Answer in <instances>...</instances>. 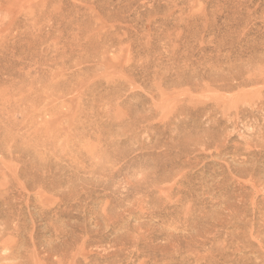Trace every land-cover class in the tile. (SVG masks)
Listing matches in <instances>:
<instances>
[{
    "label": "rangeland",
    "instance_id": "obj_1",
    "mask_svg": "<svg viewBox=\"0 0 264 264\" xmlns=\"http://www.w3.org/2000/svg\"><path fill=\"white\" fill-rule=\"evenodd\" d=\"M262 67L264 0H0V264H264Z\"/></svg>",
    "mask_w": 264,
    "mask_h": 264
},
{
    "label": "bare ground",
    "instance_id": "obj_2",
    "mask_svg": "<svg viewBox=\"0 0 264 264\" xmlns=\"http://www.w3.org/2000/svg\"><path fill=\"white\" fill-rule=\"evenodd\" d=\"M263 69H264V67H262ZM263 69H262V71H263ZM258 71V70H257ZM264 72V71H263ZM261 75V74H260ZM264 76V75H263ZM262 80H264V79H262ZM259 81H261V80H259ZM252 82V81H251ZM257 83V82H256ZM257 86V85H256ZM262 86V85H261ZM256 88V87H255ZM255 88H254V90H255ZM263 88V87H262ZM242 92V91H241ZM232 93V92H231ZM229 95V94H228ZM239 95V94H238ZM252 95V94H251ZM256 95V97H258L257 96V94H255ZM259 95V94H258ZM237 96V95H236ZM217 97V96H216ZM229 97V96H228ZM234 97V96H233ZM251 97V96H250ZM260 97V96H259ZM249 98V97H248ZM239 99V98H238ZM235 100V99H234ZM233 100V101H234ZM250 100V99H249ZM243 101H245V100H243ZM253 101V100H252ZM226 104V103H225ZM234 105H236V104H234ZM251 105V104H250ZM229 106H230V104H229ZM233 107V106H232ZM238 107V106H237ZM228 109V108H227ZM230 110V109H229ZM226 112V111H225ZM237 116V115H236ZM237 118V117H236ZM178 153V152H177ZM187 156V155H186ZM177 158V157H176ZM178 164H179V162H178ZM171 165V164H170ZM176 166V165H175ZM182 166V165H181ZM171 170V169H170ZM165 176V175H164ZM248 181H249V179H248Z\"/></svg>",
    "mask_w": 264,
    "mask_h": 264
}]
</instances>
